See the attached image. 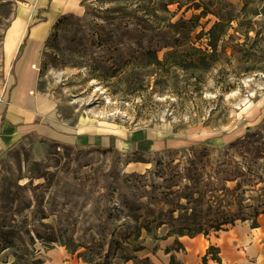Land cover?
Masks as SVG:
<instances>
[{
	"label": "rangeland",
	"instance_id": "obj_1",
	"mask_svg": "<svg viewBox=\"0 0 264 264\" xmlns=\"http://www.w3.org/2000/svg\"><path fill=\"white\" fill-rule=\"evenodd\" d=\"M21 2L0 0V102L14 73L5 56V30ZM77 4L75 12L61 15L38 49L39 69H33L43 90L58 94L59 110L69 122L84 113L106 130L145 134L152 130L157 139L174 145L142 155L27 134L0 149V223L10 225L1 230L10 229L7 232L24 243L30 242L27 227L30 235L37 232L42 239L67 232L100 250L101 254H91L96 264H156L168 261L164 249L174 236L154 239L142 229L136 239L134 230L139 219L171 215L168 209L174 204L168 201L177 194L162 192L178 184L171 189H180L185 196L189 189L183 186L202 188L210 183L233 188L237 181L245 188L241 213L251 227L254 212H264V0H78ZM218 18L230 26L218 42L210 68L195 64L182 68L184 62L173 57L163 65L152 62L149 50L162 61L173 48L185 49L186 57L192 47L205 49V32ZM191 159L200 163L202 180L183 170ZM222 161L225 164H219ZM229 162H245L250 171L243 178L226 180L225 173L216 172L230 168ZM230 209L235 212L236 205ZM190 213L188 208L186 213L174 211V220L159 227L157 235H165L171 225L184 222L179 215ZM196 215L185 223L212 219ZM208 229L209 235L214 233ZM28 245L41 259L49 249L61 246L38 239ZM136 247L142 249L134 251ZM10 251L0 255V264L13 259ZM124 256L134 257L124 261Z\"/></svg>",
	"mask_w": 264,
	"mask_h": 264
},
{
	"label": "crops",
	"instance_id": "obj_2",
	"mask_svg": "<svg viewBox=\"0 0 264 264\" xmlns=\"http://www.w3.org/2000/svg\"><path fill=\"white\" fill-rule=\"evenodd\" d=\"M78 0H22L15 16L5 30L6 59L14 65L12 86L0 102V149L26 137L35 135L77 147H108L127 153L153 155L171 140L156 138L154 131H119L103 128L84 113H78L72 122L63 118L58 107V94L43 90L42 79L34 69L39 60L38 49L49 36L61 15L75 12ZM32 20H36L32 23ZM34 66V67H33ZM34 68V69H33ZM264 100V95H263ZM5 111L4 120L1 115ZM124 152V153H126ZM258 225L248 227L245 221L227 230L211 235H187L178 239L183 250L172 253L182 264H202V256L209 245L218 247L220 261L207 256L205 264H264V212L257 217ZM168 261L156 264H169ZM41 264H86L77 260L61 246L49 249Z\"/></svg>",
	"mask_w": 264,
	"mask_h": 264
},
{
	"label": "trees",
	"instance_id": "obj_3",
	"mask_svg": "<svg viewBox=\"0 0 264 264\" xmlns=\"http://www.w3.org/2000/svg\"><path fill=\"white\" fill-rule=\"evenodd\" d=\"M234 19V17H231L229 19V22H231ZM229 23H224L221 18H218V20L214 21V23L210 26V28L205 32L207 34V43L206 48L201 50L199 48L188 49L189 52L188 57L187 55H182V53L186 54L187 51L185 49L177 50L175 48L167 51L165 53V56L163 60L161 61L156 54V51L149 50V54L151 56L152 62H154L156 65H163L165 61L169 57H173L174 60H179L178 62H184L183 65H180L182 68H188L191 66H194V64L200 68V69H208L212 66V61L215 60V56L217 55V47L218 42L221 40L222 36L226 34L228 29ZM190 53H198L196 57H190ZM181 64V63H179ZM4 114L5 111L3 110L1 115V121L4 120ZM231 161V160H229ZM232 164V166L228 169H222L217 170L216 173L221 172L225 173L227 176L226 180H237L238 178H243L247 173L250 171L249 165L245 166V162L243 165H240L238 162H229L228 164ZM219 164H225L223 161ZM218 164V165H219ZM200 163H195L193 159H191L190 164L188 167H183V170L185 171H191L194 172V176L198 180L201 177L198 167ZM246 168V171L241 170ZM177 176H179L181 179L184 177H187L190 181L194 179V176L186 175L183 176L182 173H175ZM178 186V184H171L167 187L166 192H162L164 195H176L177 197L173 198V200H169V204H174L173 207L168 209V211L171 213V215H165L164 217H161V215H152V217H146L144 219H139L140 223H138L134 230V236L136 239L140 238L141 236V230L144 229L146 231V234L154 239H166L169 236H174L172 245L166 246L164 249L165 253H169V264H182L172 253L174 250L179 251L183 250V245L179 241L180 236L187 235L189 237H193L197 234H203L205 236L209 235V229L210 228L214 233H217L222 230H227L230 227L234 226L236 224V220L245 221L246 217L243 213H241L242 210V201H243V193L245 191V188L242 186L241 181H237L236 185L233 188H229L225 186L224 184L220 185H213L210 183H205L204 186L198 187L197 185L191 186V188H188L187 186H183L182 189L186 190L189 189L187 194L185 196H181L179 194L180 189L173 190L171 187ZM19 187V186H18ZM216 193H213L215 192ZM207 192H210V195H208ZM197 194V197H194V195ZM181 199H184L185 202H181ZM236 205V211H231L230 207L231 205ZM187 208L191 209L192 213L189 214V216H182L179 215V219L184 221L180 223L179 225H171L165 235L158 236L157 235V229L164 224L169 223L170 221L174 220L173 212L184 210V213L187 212ZM199 212L200 214H197ZM263 212V211H262ZM261 212V213H262ZM197 214V215H196ZM196 215L198 218H203L204 216L212 215V219L209 220V222L205 221H198L193 222L192 224L185 223L189 218ZM259 215V212L256 210L254 212V215L252 217V224L251 227H256L258 225L257 216ZM138 220V219H137ZM10 223V222H9ZM8 223V224H9ZM208 224V225H207ZM10 225H7L6 223H0V227H7ZM10 230V229H9ZM6 231L1 230L0 228V255L5 252L6 250H11L10 254L12 255L13 259L11 261L3 260V263L5 264H41L43 261L40 257L35 256V249L34 247H30L28 244H33L35 239L41 240V241H51V242H57L61 246H64L68 253L70 254H77L78 258H81L83 261L87 263L96 264L94 258L91 256L92 253H100V250H94L93 247H90L89 245H86L82 241H78L74 239L73 235H65L67 232H63L60 235L57 236H49L47 239H42L43 237L40 236L39 233L35 232L34 237L30 235V229L27 227L25 229V233L28 234V238L30 240L29 243L22 242V239L20 236L13 235V233H9ZM18 240L19 242H16ZM80 249H84V251H80ZM142 247H136L134 251L140 250ZM85 252H89L90 256H85ZM219 250L218 247L214 245H209L206 253L202 256V264L206 263L207 256H210V258L220 261V257L218 256ZM134 256H124L122 257L124 261H127ZM109 264V263H107Z\"/></svg>",
	"mask_w": 264,
	"mask_h": 264
},
{
	"label": "bare ground",
	"instance_id": "obj_4",
	"mask_svg": "<svg viewBox=\"0 0 264 264\" xmlns=\"http://www.w3.org/2000/svg\"><path fill=\"white\" fill-rule=\"evenodd\" d=\"M34 67V66H33ZM39 69V68H38Z\"/></svg>",
	"mask_w": 264,
	"mask_h": 264
}]
</instances>
